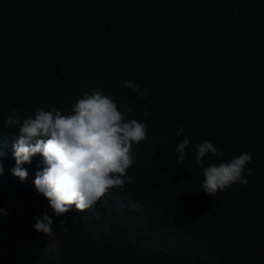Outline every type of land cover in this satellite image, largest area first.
<instances>
[{"label": "trees", "instance_id": "1", "mask_svg": "<svg viewBox=\"0 0 264 264\" xmlns=\"http://www.w3.org/2000/svg\"><path fill=\"white\" fill-rule=\"evenodd\" d=\"M92 90L147 127L133 182L104 208L57 217L36 206L48 202L34 186L42 157L23 165L24 181L3 168L0 209L23 206L0 215V264H264V0H0V148L19 135L5 123L13 110L70 111ZM204 140L222 153L205 167L252 156L246 186L202 191ZM41 214L52 236L32 228Z\"/></svg>", "mask_w": 264, "mask_h": 264}, {"label": "clouds", "instance_id": "2", "mask_svg": "<svg viewBox=\"0 0 264 264\" xmlns=\"http://www.w3.org/2000/svg\"><path fill=\"white\" fill-rule=\"evenodd\" d=\"M122 86L137 93L136 99H147L148 93L134 81L124 80ZM132 111L128 105L120 110L111 95L97 90L85 92L72 103L70 111L37 107L34 115L21 120L19 110L15 109L5 123L18 129L19 135L1 139L0 174L3 168L9 174V166L15 165L12 175L24 181L28 171L23 165L31 164L32 158L39 155L43 168L36 172L34 186L48 200L55 216H64L73 205L85 213L104 208L106 199L113 195L110 189L122 190L126 183L133 182V177L127 174L136 162L133 144H140L147 135L145 123L126 118L125 113ZM183 131L181 125L177 136ZM190 144L191 140L185 137L177 145L178 163H183ZM195 148L194 159L203 170V192L214 196L237 182L247 185L243 173L252 160L249 153L205 167L206 155L222 153L207 140ZM35 220L32 225L35 231L48 237L53 235L51 216L41 214Z\"/></svg>", "mask_w": 264, "mask_h": 264}, {"label": "rangeland", "instance_id": "3", "mask_svg": "<svg viewBox=\"0 0 264 264\" xmlns=\"http://www.w3.org/2000/svg\"><path fill=\"white\" fill-rule=\"evenodd\" d=\"M37 206V209H51L50 206H49V202H38L36 204ZM20 208H22V205L21 204H15L11 201H8L6 203V207H5V211L1 212L0 215H2L4 212H8V213H11L13 211H18ZM28 212V211H27ZM2 254V251H0V255Z\"/></svg>", "mask_w": 264, "mask_h": 264}]
</instances>
